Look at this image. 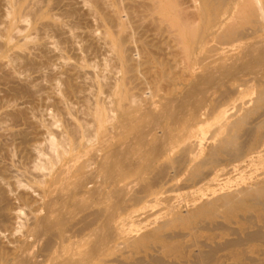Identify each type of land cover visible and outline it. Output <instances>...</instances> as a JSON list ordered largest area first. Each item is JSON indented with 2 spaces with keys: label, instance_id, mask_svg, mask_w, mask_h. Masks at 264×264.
<instances>
[{
  "label": "bare ground",
  "instance_id": "1",
  "mask_svg": "<svg viewBox=\"0 0 264 264\" xmlns=\"http://www.w3.org/2000/svg\"><path fill=\"white\" fill-rule=\"evenodd\" d=\"M0 3V264H264V0ZM89 16L110 70L64 55Z\"/></svg>",
  "mask_w": 264,
  "mask_h": 264
},
{
  "label": "rangeland",
  "instance_id": "2",
  "mask_svg": "<svg viewBox=\"0 0 264 264\" xmlns=\"http://www.w3.org/2000/svg\"><path fill=\"white\" fill-rule=\"evenodd\" d=\"M80 7L83 10V12L85 11L84 12L85 14L88 12L89 8H87V6L80 5ZM5 11H6V8L3 7L0 3V31L3 30L5 27V23H4L6 21ZM87 18H88L86 20L87 22H85V23L83 22L81 24V26L78 27V28H80L77 30L78 32L77 31L75 32L77 35V42L74 45V51L71 53L67 52L64 55H66L67 58L69 57L71 62H75V60L77 58L86 60L89 63V65L90 64L92 65V67H87L86 70L88 72L99 71L98 68L102 67V66L104 68L106 64H108L107 69L110 70L109 66H112L114 64V55H113V52H112L110 46L107 44V41L104 40L105 39V36H104V31H105L104 24L105 23L101 19L95 20V18H91L90 16ZM19 26L21 29H23V28L27 27V24H20ZM1 27L3 29H1ZM93 33H94V35H93ZM24 34L25 33L22 32V34L20 33V35H19V32L18 33L16 32L15 40L20 42V40L23 39ZM89 44H93L94 47L97 49L95 51L88 49ZM49 46H50V50H51V53H50L51 56H55L56 54H59V52L55 49L54 46H52V45H49ZM52 50H53V52H52ZM55 63L57 64L58 67H60L62 60H60V61L58 60ZM55 69L58 71L60 68H55ZM239 95H240L239 96V100H240L239 103L241 104V102H243V101L244 102H250L249 106L254 102V100L256 98V95L253 93V91H251V92L241 91L239 93ZM51 101L52 100H47V101H45L44 104L51 105V103H52ZM40 112H41V115L43 114L42 117H43V119H45V121L47 123L48 122L50 123L51 121H53L52 118H53L54 114L56 115V112L54 111L53 108H49V110H45L44 108H42ZM58 125H60V124H58ZM54 128L56 129L57 127L55 126ZM205 131L206 132H205L204 136H206V138L211 137L212 129L207 128ZM253 173L254 172H247V173H242V175H237V176L231 175L230 176L231 178L228 181H226V184L230 185L231 187L237 186L241 181H244V180L248 181V179H251V177L253 176ZM172 176H173V174H172ZM224 178L225 177H223L222 179H224ZM183 183H184L183 180L179 181L180 190L177 191L176 193H174V195L176 197L175 202L176 203L178 202L181 204V207H182L181 209H182L183 213H185L191 209L192 202L196 198V196L199 194H202V193H206V191L198 192V193L194 194V193H192L194 191H191L190 189H183L181 187V186H183L182 185ZM172 195L173 194H170V195H168V197H170ZM166 196H167V194H164V195L161 194L159 197H162L164 199V197H166ZM163 201L161 203L162 205L165 204ZM162 207H164V206H161L160 208L163 209ZM25 210H26V212H24ZM19 213H23V215L19 214ZM26 215H28V209L27 208H24L23 211L18 212L16 218L12 221V230L13 231L12 232L9 231V232L3 234L2 239L5 243H7L9 239L13 238V235H11L10 233L15 234L14 237L20 236V232H15V229H17L19 227L18 224H21L24 221V219L26 218ZM143 219H144V221H143ZM146 223L147 224L149 223V219L147 218L146 215H142V217H140V219H138L135 222V224L131 223V225L128 226V229L137 231V230H140L141 228H143Z\"/></svg>",
  "mask_w": 264,
  "mask_h": 264
}]
</instances>
